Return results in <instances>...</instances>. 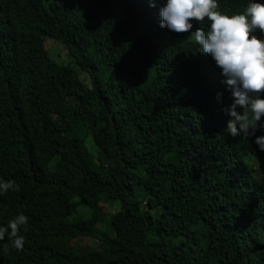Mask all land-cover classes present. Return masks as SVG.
<instances>
[{
  "label": "trees",
  "instance_id": "16d2710c",
  "mask_svg": "<svg viewBox=\"0 0 264 264\" xmlns=\"http://www.w3.org/2000/svg\"><path fill=\"white\" fill-rule=\"evenodd\" d=\"M161 6L0 0V181L19 185L0 226L29 218L0 264H264V117L248 139L226 131L233 100L199 23L162 28Z\"/></svg>",
  "mask_w": 264,
  "mask_h": 264
},
{
  "label": "clouds",
  "instance_id": "9594fccd",
  "mask_svg": "<svg viewBox=\"0 0 264 264\" xmlns=\"http://www.w3.org/2000/svg\"><path fill=\"white\" fill-rule=\"evenodd\" d=\"M159 9L160 26L177 34L192 32L193 21L200 27L192 34L201 52L212 57L221 69L222 81L231 93L232 104L224 111L231 118L226 131L233 137L248 139L255 136L258 122L264 117V3L250 2L243 12L228 14L220 11L223 0H148ZM210 26L205 29V20ZM260 32V36L256 33ZM222 93L217 94V99ZM242 109L243 111H240ZM264 151V136L255 140ZM9 190L19 191L15 181H0V194ZM24 214L11 219L7 226H0V241L7 235L9 248L22 251L25 237L20 234L28 224ZM10 230V231H9ZM27 228L25 227V231Z\"/></svg>",
  "mask_w": 264,
  "mask_h": 264
},
{
  "label": "rangeland",
  "instance_id": "374dc122",
  "mask_svg": "<svg viewBox=\"0 0 264 264\" xmlns=\"http://www.w3.org/2000/svg\"><path fill=\"white\" fill-rule=\"evenodd\" d=\"M51 41H53V40H49V39H47V40L44 41V43H49V42H51ZM53 42H55V41H53ZM55 43H56L57 47L59 48V51L51 50V51H50V53H51V57H52L53 60L57 61L59 64H65V65H66V64L68 63V59H67L65 53L63 54V53L60 52V49H62V51H64V50H63V46H62L61 44L57 43V42H55ZM117 207H118V205L115 204V205L112 207V210H116ZM87 212H88V211H87L86 209H81V211H80V213H81L82 215L84 214V216H85V214H87ZM116 212H118V211H116ZM79 217H80L79 214H74L73 216H71V217L69 218V220L79 219ZM90 241H91V240H90ZM90 241H88L87 239H78V240L74 241L73 244H74V245H86V246L90 245V246L95 247L96 244H95L94 242H92V241L90 242ZM92 243H93V244H92ZM94 245H95V246H94ZM96 248H97V247H96ZM96 248H94V249H96Z\"/></svg>",
  "mask_w": 264,
  "mask_h": 264
}]
</instances>
